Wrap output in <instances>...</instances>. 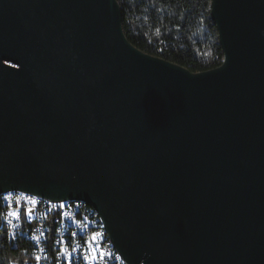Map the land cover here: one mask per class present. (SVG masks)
I'll return each instance as SVG.
<instances>
[{
    "label": "water",
    "instance_id": "95a60500",
    "mask_svg": "<svg viewBox=\"0 0 264 264\" xmlns=\"http://www.w3.org/2000/svg\"><path fill=\"white\" fill-rule=\"evenodd\" d=\"M211 15L193 73L117 0H0V193L93 205L127 264H264V0Z\"/></svg>",
    "mask_w": 264,
    "mask_h": 264
},
{
    "label": "trees",
    "instance_id": "16d2710c",
    "mask_svg": "<svg viewBox=\"0 0 264 264\" xmlns=\"http://www.w3.org/2000/svg\"><path fill=\"white\" fill-rule=\"evenodd\" d=\"M126 39L149 55L196 73L220 66L224 54L211 15L212 0H117ZM20 242V241H19ZM29 258V246L12 245L0 228V264Z\"/></svg>",
    "mask_w": 264,
    "mask_h": 264
},
{
    "label": "built area",
    "instance_id": "2783aa9c",
    "mask_svg": "<svg viewBox=\"0 0 264 264\" xmlns=\"http://www.w3.org/2000/svg\"><path fill=\"white\" fill-rule=\"evenodd\" d=\"M8 193L12 198L5 201L3 197ZM29 197L36 203L30 204ZM61 204L63 208L59 207ZM9 212H16L18 216L10 217ZM0 228L12 245L21 242L29 246V258L19 264H127L118 251H110L112 240L104 225H98L88 210L67 206V199L51 200L20 190L3 191L0 193ZM94 233L99 235L93 236ZM100 253L104 255L101 257ZM85 256L97 259L86 260Z\"/></svg>",
    "mask_w": 264,
    "mask_h": 264
},
{
    "label": "bare ground",
    "instance_id": "6f19581e",
    "mask_svg": "<svg viewBox=\"0 0 264 264\" xmlns=\"http://www.w3.org/2000/svg\"><path fill=\"white\" fill-rule=\"evenodd\" d=\"M67 206H80L83 210H88L89 214L94 215L98 225H104L103 220L93 205L78 199H67ZM110 251H117L113 242H110Z\"/></svg>",
    "mask_w": 264,
    "mask_h": 264
},
{
    "label": "snow or ice",
    "instance_id": "6c2138e0",
    "mask_svg": "<svg viewBox=\"0 0 264 264\" xmlns=\"http://www.w3.org/2000/svg\"><path fill=\"white\" fill-rule=\"evenodd\" d=\"M11 198H12V194H11V193H8L6 196L3 197V199H4L5 201L10 200ZM27 199H28V202H29L30 204H35V203H36V200H35L34 198L29 197V198H27ZM16 203L19 204V198L16 199ZM53 207H56V205H53ZM59 207L63 208L64 205L61 204V205H59ZM27 213H28L29 215L31 214V209H30V208L27 209ZM8 215H9L10 217H17V216H18V213H16V212H9ZM64 215H70V213H64ZM78 223H79V222H78ZM74 234H75V233H74ZM96 235H99V234H96V233L93 234V236H96ZM73 251H75V249H73ZM103 255H104L103 253H100V254H99V256H101V257H102ZM36 259L39 260L40 258L37 257ZM85 259H86V260H89V259H91V260H95V259H97V257H96V256H92V257L85 256Z\"/></svg>",
    "mask_w": 264,
    "mask_h": 264
}]
</instances>
